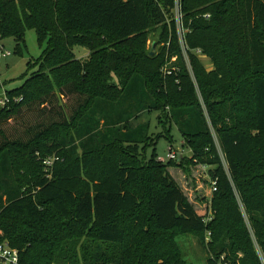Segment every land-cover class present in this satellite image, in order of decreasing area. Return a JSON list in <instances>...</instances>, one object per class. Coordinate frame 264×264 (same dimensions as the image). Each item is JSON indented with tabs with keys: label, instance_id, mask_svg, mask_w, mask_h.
Returning <instances> with one entry per match:
<instances>
[{
	"label": "trees",
	"instance_id": "16d2710c",
	"mask_svg": "<svg viewBox=\"0 0 264 264\" xmlns=\"http://www.w3.org/2000/svg\"><path fill=\"white\" fill-rule=\"evenodd\" d=\"M180 13L192 71L175 0H0V41L23 54L34 31L44 48L0 107V244L22 264H191L176 241L187 234L207 264H261L264 0H180ZM145 111L176 126L191 156L158 162L162 136L133 125ZM196 164L216 182L208 223L169 172Z\"/></svg>",
	"mask_w": 264,
	"mask_h": 264
},
{
	"label": "rangeland",
	"instance_id": "374dc122",
	"mask_svg": "<svg viewBox=\"0 0 264 264\" xmlns=\"http://www.w3.org/2000/svg\"><path fill=\"white\" fill-rule=\"evenodd\" d=\"M177 18L180 50L185 57L189 70L192 71L188 55L186 51H184V49L186 48V46H184V36L187 32V28L184 25V16L182 14H179ZM159 34L160 32L152 34L149 38L146 49L149 52L150 56L152 52L154 53L152 56H154L159 51L160 46L157 45ZM0 43L4 46L6 52H10L12 54L9 57H3L0 51V86L3 87V90H0V95L2 96V94H4L7 90H13L23 85L31 71V66H29V63L34 64L35 61H37V59H39V57L41 56L44 48H41L39 46L36 33L34 31H29L27 33V51H24L23 54H19L16 52V43L13 39L1 40ZM154 44H156L155 50H153ZM169 45L170 44L167 43V46ZM84 50L87 51V49L85 48L77 47L75 48L74 53L79 56V54ZM197 55L207 70L213 69V65L210 59L206 58L201 53H198ZM177 65L178 58L176 55H173L168 59L165 66H167L168 68H174L177 67ZM194 85L199 94L200 92L195 78ZM141 124H148L150 136H162L158 140V144L156 145L158 162L165 164L167 161L172 160L168 158V155L171 152L179 154V157L177 159H180L184 155L186 157L191 156V152L184 146L183 138L177 127L172 126V128L170 129L167 122L159 120V113L157 111H145L137 120L133 121L134 126H138ZM167 129L171 130V136L174 139L173 145H170L166 137L163 136L168 135ZM153 150L154 147L150 146L147 150L146 155L148 157L151 156L153 154ZM79 152L81 154L82 150H80ZM37 156H39V154H37ZM222 161L224 166L226 167V163L224 162L223 158ZM169 172L180 184L190 202L195 206L198 214L208 218L211 211L209 209L210 200L213 198L214 194L212 186L213 182L211 180L209 167L202 164L189 165L184 168L171 167L169 168ZM235 196L238 204H240V196L236 188ZM245 219L246 224L250 228L249 220H247V217ZM250 234L252 238H255L251 230ZM209 240L210 237L208 235L206 238V242H208ZM176 241L184 258L188 262H190L191 264H207L208 254L205 252L196 236L190 234L179 235L176 238ZM256 249L259 250L257 244ZM81 264L84 263L82 262Z\"/></svg>",
	"mask_w": 264,
	"mask_h": 264
},
{
	"label": "built area",
	"instance_id": "2783aa9c",
	"mask_svg": "<svg viewBox=\"0 0 264 264\" xmlns=\"http://www.w3.org/2000/svg\"><path fill=\"white\" fill-rule=\"evenodd\" d=\"M175 1H176V16H179V14H181L180 13V0H175ZM0 51L3 57H9L12 55L10 52L5 51L4 46L1 43H0ZM184 51H186V48L184 49ZM198 53H201V52L198 51ZM173 70H175V68H168L167 66L164 67L165 74L171 75ZM15 101H18V99H16ZM9 102L10 100L6 96V93L2 94L0 98V107H5ZM178 157H179V154H176L174 152H171L168 155V158L172 160H176ZM52 162L53 160L48 159L44 163L46 166H51ZM212 186H213V192H216L217 191L216 182H213ZM212 214H213L212 211H210L208 218L205 217L206 223L212 220ZM2 235H3V232L0 229V236ZM258 255H259L261 264H264V254L260 250H258ZM0 264H22L20 260L19 251L11 248L7 242L0 244Z\"/></svg>",
	"mask_w": 264,
	"mask_h": 264
},
{
	"label": "crops",
	"instance_id": "0c3cea01",
	"mask_svg": "<svg viewBox=\"0 0 264 264\" xmlns=\"http://www.w3.org/2000/svg\"><path fill=\"white\" fill-rule=\"evenodd\" d=\"M82 48H84V47H82ZM85 49H87V48H85ZM76 55V54H75ZM89 55H90V52H89V50L87 49V51H82V53H80L79 54V56H77L76 55V58L78 59V60H81V61H83V60H87L88 58H89ZM1 90H3V87L1 86ZM200 215V214H199ZM202 216V215H201Z\"/></svg>",
	"mask_w": 264,
	"mask_h": 264
},
{
	"label": "water",
	"instance_id": "95a60500",
	"mask_svg": "<svg viewBox=\"0 0 264 264\" xmlns=\"http://www.w3.org/2000/svg\"><path fill=\"white\" fill-rule=\"evenodd\" d=\"M155 48H156V44L153 45V50H155ZM153 54H154V53L152 52V53H151V56H152Z\"/></svg>",
	"mask_w": 264,
	"mask_h": 264
}]
</instances>
